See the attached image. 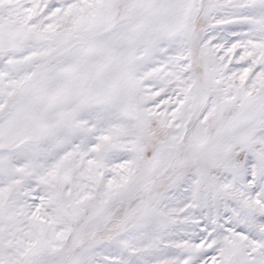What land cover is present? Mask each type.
I'll use <instances>...</instances> for the list:
<instances>
[{"label":"snow or ice","instance_id":"1","mask_svg":"<svg viewBox=\"0 0 264 264\" xmlns=\"http://www.w3.org/2000/svg\"><path fill=\"white\" fill-rule=\"evenodd\" d=\"M0 264H264V0H0Z\"/></svg>","mask_w":264,"mask_h":264}]
</instances>
